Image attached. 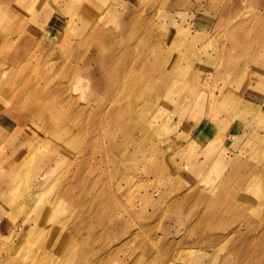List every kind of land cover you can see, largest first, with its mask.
I'll return each instance as SVG.
<instances>
[{
  "label": "rangeland",
  "instance_id": "1",
  "mask_svg": "<svg viewBox=\"0 0 264 264\" xmlns=\"http://www.w3.org/2000/svg\"><path fill=\"white\" fill-rule=\"evenodd\" d=\"M104 1L108 4L96 12L99 0H92L89 6L90 0H79L86 6L75 8L94 17L80 14L81 18H73L69 32L64 27L73 14L68 5L71 0L0 2L3 38L15 25L11 7H31L38 2L39 9H28L19 22L31 27L41 24L39 29L32 28L33 46L25 65L0 53V102L17 97L14 101L11 98L4 110L0 107V118L7 115L0 120V178L9 173L18 180L17 189L11 192L0 185V264H48L52 257L59 258V264H216L227 254L232 263L251 264L258 251L250 238L264 243V85H258L264 84V0H240V8L235 9L234 0H183L185 7H165L160 12L163 0H130L126 13L123 6L115 5L116 0ZM142 14L152 24V35L139 34L138 39L123 35L130 19L135 16L134 23ZM98 17H102L98 30L111 31L124 45H135L137 40L153 45L160 34L176 38L169 71L152 69L153 59L146 57L147 64L130 70L131 79L116 82L115 74L110 73L128 71L130 66L124 60L104 74L102 88L122 84L121 88L129 89L119 93L123 98L120 114L127 117V123L117 126L109 117L104 119L103 129L111 132L110 138L96 137L92 132L98 116L90 100L96 89L89 76L96 68L88 63L86 53L98 49L104 56L109 50L107 42L89 40L85 35ZM69 43L78 47L66 54L63 49ZM128 56L134 60L139 55ZM52 63H56L53 72L47 73ZM22 66V71L13 73ZM77 68L80 81L75 89L70 87L45 101L63 113L75 110L83 114L74 115L65 126L73 127L66 135L67 147L63 143L65 153L43 150L37 156L44 158L39 161L42 167L25 171L10 168L21 157L23 162L29 144L35 145L39 139L38 132L48 134L37 119H23L25 111L17 107L21 92L28 94L23 89L40 95L45 88H64ZM242 73L244 81L238 84ZM175 84L183 86L180 93L174 92ZM103 109V116L112 110L109 106ZM51 129L57 136L58 129ZM50 138L47 143L53 148L63 146ZM109 141L116 143L123 155L121 169L107 148ZM95 167L107 191L101 196L102 204L108 198L111 214L124 224L113 227L108 235L104 230L94 231L87 239L92 232L88 227L97 218L96 209L89 210L85 204L87 193L73 189L72 198L63 200L61 193L70 182L79 181L84 187L93 178L91 169ZM39 176L43 177L38 184ZM116 185L122 187L121 192H114ZM30 187L35 192L45 189L38 204L30 199ZM75 208L84 214L76 220L77 229L65 222L52 226L54 218L65 221L66 211ZM32 226H44L47 234L56 229L61 239L66 236L61 243L68 255L48 249V239L40 247L38 229L25 243ZM237 227L239 235L234 232ZM29 243L35 245L21 262L20 249L5 263L10 247L24 249ZM40 249L52 253L45 263L37 260Z\"/></svg>",
  "mask_w": 264,
  "mask_h": 264
},
{
  "label": "bare ground",
  "instance_id": "2",
  "mask_svg": "<svg viewBox=\"0 0 264 264\" xmlns=\"http://www.w3.org/2000/svg\"><path fill=\"white\" fill-rule=\"evenodd\" d=\"M4 0H0V2H2ZM101 1H103L101 3ZM117 1V2H116ZM115 5L117 7H124L125 13L127 12V5L128 2L130 0H125L124 2L120 1V0H116ZM249 1V0H247ZM86 2H79V0H71V2H69V8L71 10H73V14L71 15L69 22L66 24V26L64 27V31L69 32V25L70 23H72V21L74 20L73 18H75V20L77 18H81V16H79L80 14H83V16L86 18H93L94 15H92V13H88L85 9H78L75 8L77 5L80 8H83L84 6H86L85 4ZM141 3V2H140ZM106 4H108V1H104V0H99V4L97 5V10L96 12H100L102 11ZM136 4V3H135ZM240 4H242L240 2V0H234V2H232V8H240ZM93 5L92 0H90V2H88V5ZM137 6V5H136ZM175 6L177 7H185V2L183 0H163V2L161 3V5H159V9L158 11H161V8H174ZM36 7V10L39 9L38 6V2L36 5H33L31 7H20V6H16V7H11L12 12H13V17L15 16V25L14 27L11 28V30H9V35L6 37H2L3 33H0V53L2 57H7L8 55L10 56L8 59L12 62L15 63H22L25 65V61L26 58L28 56V51L31 49V47L33 46V39H34V30L32 28H41V24H37L34 23L32 25V27L29 25H21L19 20L20 18L24 15V13H27L28 9H34ZM242 7V6H241ZM75 8V9H74ZM127 9V10H126ZM134 10V9H133ZM124 13H122L123 15ZM63 16V14H62ZM106 19L108 21L111 20V17L109 14L105 15ZM135 17V16H134ZM134 17L130 19L128 25L124 26V32L122 33L123 35H130V39H138L139 34H143L146 33L148 35H152L151 31H152V27H151V22L147 19H145L146 17L144 16V14H142V16L139 18V20H135L134 23H132V21L134 20ZM121 18V17H120ZM101 19L102 17H98L95 18L94 22L95 25L94 27H90L88 28V31L86 32V36H88L89 40L92 38L93 41L94 40H98V42H102L105 41L107 42V47L109 48V50L107 51V53L103 56L101 51H99L98 49H95L94 52H90L87 51V59H89L88 63H91L93 65H95L94 68H96V71H94L92 73V75L89 76V80H93L92 83V87H94V89H96V94L93 95L92 97H90V100L93 101L94 103V111H95V115L98 116L97 120L95 121V127L94 130H92V132L95 134L96 137H101V138H110L111 136V132L106 131L105 129H103L105 126L103 125L104 123V119L105 117L115 122H117V126L123 122L127 123V117H122L120 114V110H121V100L122 95L119 93H123V91L126 88H121V85H115L112 88H108L107 86L103 87V82L106 81V78L104 76V74L109 71V67L113 64H118L117 61H123L126 65L130 66L129 70L126 71V69H122L119 72H110L115 74V81L118 82H122L123 79L125 77H127L128 79H131L132 77V72L130 70L141 67V64L144 66L145 64H147V59L146 57L152 58L153 62L151 64L152 69L154 70H159L162 72L165 71H169V66L173 65L174 63V57H173V50H174V44L173 41H176V38L171 37V36H167V34H160L159 36H157L156 40H155V44H143L140 40H137V43L135 45H130V43H126L124 45V42L121 40H116L117 37H113L112 36V32L111 31H103L101 28H98L99 26L102 25L101 23ZM151 24V25H150ZM129 25H131L133 28L129 29ZM89 27V25L87 26ZM62 34V33H61ZM163 39H165L166 41H164ZM171 39V40H170ZM161 42H165V46L162 45ZM6 43V44H4ZM175 43V42H174ZM74 43H69L66 45V48L64 47V51L66 52V54H71L72 52H74L77 49V45ZM123 46L121 48V46L119 48H117V46ZM62 46V45H61ZM107 48V49H108ZM125 58H123L124 56ZM128 54H135V55H139L137 59L131 60L130 57L128 56ZM121 55V56H120ZM163 58L164 62L161 60L160 64L158 62V59ZM7 59V58H6ZM53 60V58H51V61ZM177 60H180L179 57L177 58ZM56 63H52V66L48 67L46 69L47 73H51L53 72V67L55 66ZM98 64V65H97ZM22 69H24V66L22 67H16V69L13 70L14 72H18V71H22ZM80 69H74V74L73 75V79L71 81H68V83L64 86L63 85H57L56 88H54L52 91H49V89L45 88L40 95H32L31 93L28 92L27 88H24L23 90H25V92H27L28 94H22L18 97L19 98V103H17V107L19 109H23L25 111V113L22 114L23 119L24 120H28V119H37L40 123H42V125L47 129L48 134L46 133H42L43 136H41V132H38V136L36 141H35V145H30L29 144V148L30 150L25 153L23 155V162H22V157L20 159H17L15 161V163H12L9 165L10 168H16L20 171H25V170H29V169H33L34 168H39L42 167V162H39L40 160L44 159H37V156H40V154L43 152V150L45 151H49V150H53L56 151L58 150L59 152L63 151L64 152V145L67 147V143L65 141L68 140V136L72 133V126L69 127H65L66 124H71L70 120H72L71 118L74 117V115H77L78 117H80L81 115H83L82 113H80L79 111H77V113H75V110H71L67 113H63L61 111H59L58 109H56L54 106H52L51 104H47L45 103L46 100H48V98H55L58 97L60 95H62L63 93H65L66 89L68 88H73L75 89L76 85H78L79 81H80ZM263 76V75H262ZM243 77V79L241 78ZM244 77L245 74L242 73L240 75V80L238 81V84H241L244 81ZM239 79V78H238ZM258 85H264L262 82H258ZM176 87H174V92H178L180 93V90L182 89L183 86H177L175 84ZM37 91V87L34 89ZM129 90L128 88L126 89V91ZM12 98V101H14L17 97L16 96H10V98H6L2 103L0 102V107L4 110L5 108H7L8 104L10 103ZM229 98V97H228ZM227 99V98H224ZM263 100V99H262ZM229 102L233 101L232 99L228 100ZM234 102V101H233ZM259 104V103H258ZM104 106H109V109H112L110 113L107 114V116H103L100 115L102 113H104ZM236 107V106H235ZM247 111V110H246ZM261 112V111H260ZM4 117H7V115H3ZM3 116H1L0 120L3 118ZM262 120L264 122V115L262 117ZM20 121V120H19ZM52 128L57 131H59V133H57V136L55 135L56 133H54V131L51 129ZM205 127V125H204ZM49 130V131H48ZM50 137H54L56 140H59L63 146H60L58 148H53L52 145L48 144L47 141L49 139H51ZM44 141V142H41ZM32 144V143H31ZM2 146V145H1ZM1 148V147H0ZM63 148V149H62ZM107 148L109 149V151L116 157V163L119 166V169H121V165L123 164L122 160H123V155L120 152L118 145L114 142L109 141ZM118 148V149H117ZM51 150V152H53ZM66 150V149H65ZM58 152V153H59ZM46 153V152H45ZM242 153V152H240ZM19 161V163H17V161ZM48 160V158H47ZM39 162V163H38ZM10 162H8L6 164V166H8ZM58 164V163H57ZM37 165V167H36ZM98 167H95L94 170L91 169V172H94V176L92 179L89 180L88 183L85 182V180L83 179V181L85 182L84 187H80V182L76 181L75 184H72L71 182L67 184V186L65 187L64 191L61 193V199H70L72 198L71 195L74 194L73 189H78L80 190L81 193H87L86 196H84V200L86 201L85 204L87 206V208H89V210L95 208L96 209V214H97V218L93 221H95L96 223H93L92 227L91 224L89 225V229L91 228V233L86 237L87 239L89 238L90 235H95L94 231L97 230H104L106 233L105 235H108L109 232L111 230H113V227H119L122 226L124 224V222H122L120 219H117L116 216H113L111 214V207L108 198H106L107 203H105L104 205L102 204V200H101V196L104 193H107V191L105 190V188L103 186H101L104 182H102L99 178V175L96 173V169ZM45 172V171H44ZM46 174V173H45ZM83 175V174H82ZM5 176H7V178H0V185L1 187L5 188V192H11L14 190L15 188V183L17 180V177L15 174H9L6 173ZM43 176H39L37 179L38 182L36 181V183H41L40 179ZM24 178V177H23ZM21 179V178H20ZM34 185L35 183L32 182ZM32 184V186H34ZM20 187V186H19ZM32 187L28 188L29 189V194H30V199L33 201L34 204H36L38 201H41V195L43 194V191L45 190H41L38 192H35L34 189H31ZM17 189V188H15ZM122 191V187L116 185L114 187V192H121ZM1 198V197H0ZM33 198V199H32ZM75 198L78 202L77 196L75 195ZM76 202V203H77ZM79 203V202H78ZM38 204V203H37ZM81 205V204H80ZM82 206V205H81ZM84 209V206H82ZM103 208V209H102ZM31 210V209H30ZM67 217L65 221H62L61 219L58 218H54L51 221L52 226L56 225V224H62V222L65 223H69L72 226L74 225V229H77L76 227V220L78 218H81L84 216V214L82 213V211L80 209H72V210H67ZM91 213V212H90ZM117 213L119 215H121L120 210H117ZM58 215H56L55 217H57ZM93 219V217H92ZM104 221V222H103ZM64 223V224H65ZM247 226H253L251 224H245ZM52 226H49L50 229H52ZM100 227V228H99ZM47 228V227H46ZM38 229V231H37ZM37 231V233H36ZM46 229L44 228V226H42V228H36V226H32L31 228L28 229V232L26 234V242H28L29 240H31V238L33 237V235H35L36 233V237L39 238L40 235H42L41 240H42V245L40 247L43 246V243L45 240L48 239L46 246L48 249L52 250V252H54V249H56V252L60 255H68L67 250H65L64 246L62 245V241H66V236H64L62 239L60 235H58L56 233V229L51 233V234H47L46 233ZM109 231V232H108ZM75 232H77L75 230ZM234 232H236L237 234L240 233L239 228H235ZM239 235V234H238ZM2 236V235H1ZM49 236V238H48ZM101 237V236H100ZM104 239V238H103ZM253 246H257L256 249L258 252H255V255L257 257L256 261L254 262H250L251 264H255V262H257V264H264V243L260 242L259 239L255 238L254 236H252L250 238ZM34 243H29V247H26L23 249V247H10L9 250H7V257L5 260H9L12 261V259L10 258L11 256L15 255L16 252H19L17 250H20L21 252L18 253V257L20 258V262L22 259H24L29 253L32 252V247L34 246ZM227 244H225L224 246H226ZM59 246H61V249L59 248ZM9 247V246H8ZM37 247V245H36ZM1 250H3L2 248H0ZM7 249V247H6ZM40 254H38L37 260H41L42 263L46 262L48 257L52 254L50 251L48 250H43L40 249ZM3 263V261H1ZM60 260L59 258L56 257H52L49 261L48 264H59ZM216 264H239L238 262H234L232 263L231 260L229 259L228 254L224 256L223 259H221L220 261H216ZM214 263V262H213ZM4 264V263H3Z\"/></svg>",
  "mask_w": 264,
  "mask_h": 264
}]
</instances>
